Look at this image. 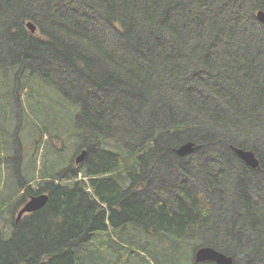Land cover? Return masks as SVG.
Listing matches in <instances>:
<instances>
[{"label": "trees", "instance_id": "trees-1", "mask_svg": "<svg viewBox=\"0 0 264 264\" xmlns=\"http://www.w3.org/2000/svg\"><path fill=\"white\" fill-rule=\"evenodd\" d=\"M259 10L0 0V264H216L203 245L264 264Z\"/></svg>", "mask_w": 264, "mask_h": 264}, {"label": "water", "instance_id": "water-1", "mask_svg": "<svg viewBox=\"0 0 264 264\" xmlns=\"http://www.w3.org/2000/svg\"><path fill=\"white\" fill-rule=\"evenodd\" d=\"M257 17L260 21L264 22V11L259 10L257 12ZM27 26L34 32L37 30V26L32 22L28 21ZM197 147V144L193 141H188L180 144L176 149V153L179 156H186L192 153ZM237 155L249 166L252 168H257L260 165L259 158L253 149H246L240 146H234ZM86 155V149H84L76 158L77 162L83 160ZM48 193L43 192L37 195L30 197L22 208L18 212V219L22 217L24 213L32 212L43 207L48 201ZM195 261L196 262H205V261H214L216 264H234V258L232 255H229L213 246L203 245L200 246L195 251Z\"/></svg>", "mask_w": 264, "mask_h": 264}, {"label": "rangeland", "instance_id": "rangeland-1", "mask_svg": "<svg viewBox=\"0 0 264 264\" xmlns=\"http://www.w3.org/2000/svg\"><path fill=\"white\" fill-rule=\"evenodd\" d=\"M216 152H218V151H214V152L211 151V152H209L208 154H211L212 156H214V153H216ZM208 156L212 158V156H210V155H208ZM195 184H196V183H195ZM196 185H198V184H196ZM239 256H240V257H243L245 261L248 260V257L246 256L245 253H241Z\"/></svg>", "mask_w": 264, "mask_h": 264}]
</instances>
